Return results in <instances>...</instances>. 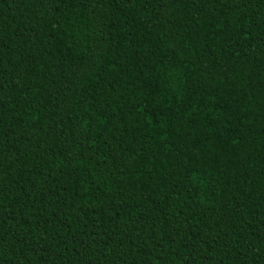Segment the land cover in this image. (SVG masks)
<instances>
[{
	"label": "trees",
	"instance_id": "1",
	"mask_svg": "<svg viewBox=\"0 0 264 264\" xmlns=\"http://www.w3.org/2000/svg\"><path fill=\"white\" fill-rule=\"evenodd\" d=\"M0 264H264V0H0Z\"/></svg>",
	"mask_w": 264,
	"mask_h": 264
}]
</instances>
